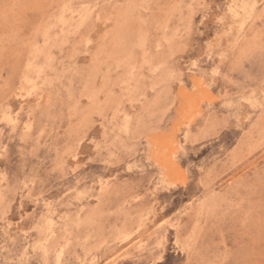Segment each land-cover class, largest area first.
<instances>
[{
  "label": "rangeland",
  "instance_id": "374dc122",
  "mask_svg": "<svg viewBox=\"0 0 264 264\" xmlns=\"http://www.w3.org/2000/svg\"><path fill=\"white\" fill-rule=\"evenodd\" d=\"M0 264H264V0H0Z\"/></svg>",
  "mask_w": 264,
  "mask_h": 264
}]
</instances>
